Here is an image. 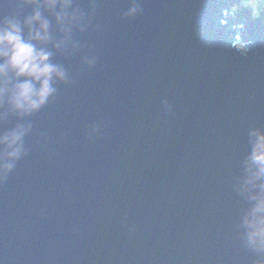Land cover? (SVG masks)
Returning a JSON list of instances; mask_svg holds the SVG:
<instances>
[{
  "label": "water",
  "instance_id": "1",
  "mask_svg": "<svg viewBox=\"0 0 264 264\" xmlns=\"http://www.w3.org/2000/svg\"><path fill=\"white\" fill-rule=\"evenodd\" d=\"M73 7L83 19L59 49L65 33L39 7L66 73L55 94L27 116L0 105V135L27 129L15 161L0 146L13 163L0 172V264L264 259L241 223L249 132L264 130V18L240 0ZM36 9L0 0V21Z\"/></svg>",
  "mask_w": 264,
  "mask_h": 264
},
{
  "label": "clouds",
  "instance_id": "2",
  "mask_svg": "<svg viewBox=\"0 0 264 264\" xmlns=\"http://www.w3.org/2000/svg\"><path fill=\"white\" fill-rule=\"evenodd\" d=\"M24 2L36 4L37 9L24 19L23 25L15 19L0 21V105L6 100L19 116L38 112L55 94V82L66 78L64 69L51 62L53 53L47 48L51 42L50 25L39 7L42 5L51 11L65 33V41L53 44L57 49L70 40L71 27L78 26L83 19V14L73 7L74 0ZM136 11L133 6L126 15H134ZM25 27L27 35L24 34ZM26 131L24 127H17L0 135V146L4 147L8 161L20 157ZM249 144L241 191L248 193L250 207L241 223L247 244L264 252V130L253 128L249 132ZM12 167L11 162H0V172L7 173ZM257 264H264V259L258 260Z\"/></svg>",
  "mask_w": 264,
  "mask_h": 264
},
{
  "label": "rangeland",
  "instance_id": "3",
  "mask_svg": "<svg viewBox=\"0 0 264 264\" xmlns=\"http://www.w3.org/2000/svg\"><path fill=\"white\" fill-rule=\"evenodd\" d=\"M240 3L243 4L247 10L250 8L254 17L261 18V16L264 15V0H240Z\"/></svg>",
  "mask_w": 264,
  "mask_h": 264
},
{
  "label": "bare ground",
  "instance_id": "4",
  "mask_svg": "<svg viewBox=\"0 0 264 264\" xmlns=\"http://www.w3.org/2000/svg\"><path fill=\"white\" fill-rule=\"evenodd\" d=\"M251 11H252V10H248V12H250V14L252 15ZM252 16H253V15H252ZM263 16H264V15H263ZM263 16H261V18H260L261 20H262V18H264ZM263 20H264V19H263Z\"/></svg>",
  "mask_w": 264,
  "mask_h": 264
}]
</instances>
